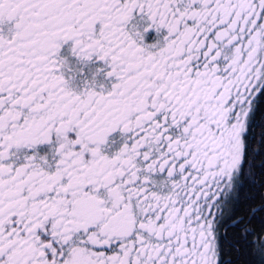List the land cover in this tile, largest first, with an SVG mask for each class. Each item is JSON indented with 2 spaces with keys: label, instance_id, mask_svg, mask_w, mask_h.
Returning a JSON list of instances; mask_svg holds the SVG:
<instances>
[{
  "label": "snow or ice",
  "instance_id": "obj_1",
  "mask_svg": "<svg viewBox=\"0 0 264 264\" xmlns=\"http://www.w3.org/2000/svg\"><path fill=\"white\" fill-rule=\"evenodd\" d=\"M0 264H264V0H0Z\"/></svg>",
  "mask_w": 264,
  "mask_h": 264
},
{
  "label": "flooded vegetation",
  "instance_id": "obj_2",
  "mask_svg": "<svg viewBox=\"0 0 264 264\" xmlns=\"http://www.w3.org/2000/svg\"><path fill=\"white\" fill-rule=\"evenodd\" d=\"M68 49V45H65V50ZM74 63H77L76 61H73ZM99 67V64L98 63H89L88 65L84 66V76L83 78H87V77H90L95 71L96 69ZM101 81H103L104 77H103V74H101L99 77H98Z\"/></svg>",
  "mask_w": 264,
  "mask_h": 264
}]
</instances>
